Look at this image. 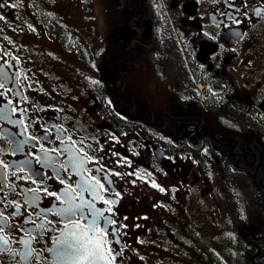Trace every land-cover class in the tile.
Returning <instances> with one entry per match:
<instances>
[{
	"label": "flooded vegetation",
	"instance_id": "af4514ba",
	"mask_svg": "<svg viewBox=\"0 0 264 264\" xmlns=\"http://www.w3.org/2000/svg\"><path fill=\"white\" fill-rule=\"evenodd\" d=\"M0 84V264H69L54 126L106 177L115 264H264V0H0Z\"/></svg>",
	"mask_w": 264,
	"mask_h": 264
},
{
	"label": "snow or ice",
	"instance_id": "6c2138e0",
	"mask_svg": "<svg viewBox=\"0 0 264 264\" xmlns=\"http://www.w3.org/2000/svg\"><path fill=\"white\" fill-rule=\"evenodd\" d=\"M97 83V82H93ZM0 87H3L0 84ZM2 95V94H0ZM7 103L11 105L12 101L8 100ZM15 111V109H12ZM9 123H20L19 121H8ZM57 129V135L60 138V143L62 147L59 152H63L66 154V159L63 161L56 160L55 158L48 157L47 155L38 156L37 159L40 160L46 167H54L55 164L59 163L60 168L64 170V172L71 171L75 173L76 176L79 177L77 183L80 188V192L76 194L74 197L72 192L74 189H69L63 193L64 200L63 203L66 205L63 208L54 209L53 215H58L61 219L66 220L65 228L68 229V225H71V228L66 232L65 238H57L56 242L58 247L56 248V258L60 261H67L69 264H115L117 257L119 256V252L116 251L115 248L107 247L105 245L108 243L107 237L111 235L116 238L119 236L118 229L115 227L116 221L109 220L105 215V210L101 208H97L94 204L96 200H102L105 205H108V214L111 215V201L106 199L103 195H101L102 191H107L105 189L104 183L102 180L106 179V177L100 176V170H95V175L91 177L90 182L89 179L85 178V172H92V169H88L85 167L86 161H91L93 158L88 154V149L91 148L90 145L83 144V141L79 143L82 147H76L77 141L71 140V137L68 139L71 140V144H65L64 138L60 136V132L62 131L58 126H54ZM2 131V130H0ZM47 131V130H46ZM34 139V137H28L26 140L17 141L16 142V151H21V146L23 144H27L28 140ZM40 139L45 140L46 142H51L48 139V135L41 137ZM47 149H44V152H47ZM52 151H57L56 149H52ZM57 152V155H59ZM24 163L31 165V161H25ZM7 166V165H6ZM23 170V169H21ZM57 175H61L60 172L56 173ZM33 176H40L39 172H33ZM70 179V177H69ZM42 182V181H41ZM32 183H36V180H32ZM61 183H64V180H61ZM155 187V185H153ZM99 189V190H98ZM28 192L36 193L39 189L30 188L27 190ZM87 193L91 199L86 200L83 198V194ZM49 195H55L54 193H49ZM118 195V194H117ZM58 200L59 196L56 197ZM40 197L38 195H33L31 197H26V200L30 202L32 205H35L39 201ZM74 199H79V203H75ZM17 213H19L20 209L17 206ZM45 215L47 213H44ZM79 216L81 221H84L83 224L79 223L76 217ZM7 217H4L3 220H0V230L6 226ZM101 221L105 227H101ZM27 223V221H26ZM32 223H35L34 221ZM49 224L53 223L52 221L48 222ZM109 227H111L112 231L109 233ZM121 227H124L121 225ZM36 228L40 229V235L42 236L45 231L48 229L45 228L43 223L36 225L35 228H27L25 231L31 233H35ZM54 230V229H52ZM99 233V237L97 236ZM70 236L71 239L67 237ZM114 243L118 244L119 239H114ZM25 245H29L31 241H24ZM9 241L7 239L0 238V245L3 247L0 250L6 249ZM30 255V253H26L25 258Z\"/></svg>",
	"mask_w": 264,
	"mask_h": 264
},
{
	"label": "water",
	"instance_id": "95a60500",
	"mask_svg": "<svg viewBox=\"0 0 264 264\" xmlns=\"http://www.w3.org/2000/svg\"><path fill=\"white\" fill-rule=\"evenodd\" d=\"M66 232H68V230H67ZM66 232H65V233H66ZM65 233H64V234H65ZM64 234L62 235V238H61V239H64V238H65V235H64ZM67 238H68V239H71L70 236H68Z\"/></svg>",
	"mask_w": 264,
	"mask_h": 264
}]
</instances>
